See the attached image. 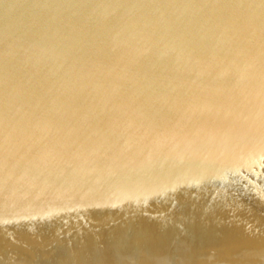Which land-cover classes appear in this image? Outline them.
Returning <instances> with one entry per match:
<instances>
[{
	"label": "water",
	"instance_id": "obj_1",
	"mask_svg": "<svg viewBox=\"0 0 264 264\" xmlns=\"http://www.w3.org/2000/svg\"><path fill=\"white\" fill-rule=\"evenodd\" d=\"M0 264H264V0H0Z\"/></svg>",
	"mask_w": 264,
	"mask_h": 264
}]
</instances>
